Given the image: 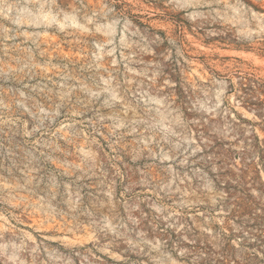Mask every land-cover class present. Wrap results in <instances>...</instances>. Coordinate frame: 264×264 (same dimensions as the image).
<instances>
[{"label":"rangeland","instance_id":"obj_1","mask_svg":"<svg viewBox=\"0 0 264 264\" xmlns=\"http://www.w3.org/2000/svg\"><path fill=\"white\" fill-rule=\"evenodd\" d=\"M247 99L264 0H0V264H264Z\"/></svg>","mask_w":264,"mask_h":264},{"label":"trees","instance_id":"obj_2","mask_svg":"<svg viewBox=\"0 0 264 264\" xmlns=\"http://www.w3.org/2000/svg\"><path fill=\"white\" fill-rule=\"evenodd\" d=\"M243 92L244 93L253 92L252 86H250L249 84H246V87L243 89ZM244 105L246 108L251 109L256 114H258V112L261 110L262 106H264V102L254 103V102L250 101V99H247L244 101ZM253 140H255L257 142L256 138H254ZM256 142L254 144H251V148L254 151H257V153H260L261 158H263L262 155H264V149L259 148L258 142L257 143ZM241 205H242V203H240V205H237V207L242 208L243 213L249 214L250 212L255 210V207L257 204L255 203L254 199L248 198L245 200L244 205L243 206H241ZM252 215H254V217H255V218H253V220L255 222H257V221L261 222L262 221V218L259 217L258 215H256L255 213H252ZM222 257H223L222 259L225 261V260H227L228 256L222 254ZM219 263L223 264L222 261H220ZM233 264H237V262L234 261Z\"/></svg>","mask_w":264,"mask_h":264}]
</instances>
